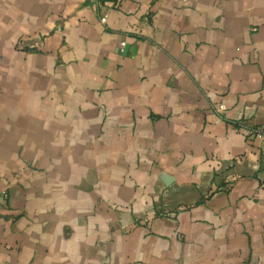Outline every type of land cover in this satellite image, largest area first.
Returning <instances> with one entry per match:
<instances>
[{
    "label": "crops",
    "instance_id": "0c3cea01",
    "mask_svg": "<svg viewBox=\"0 0 264 264\" xmlns=\"http://www.w3.org/2000/svg\"><path fill=\"white\" fill-rule=\"evenodd\" d=\"M258 128L264 0H0V264H264Z\"/></svg>",
    "mask_w": 264,
    "mask_h": 264
},
{
    "label": "built area",
    "instance_id": "2783aa9c",
    "mask_svg": "<svg viewBox=\"0 0 264 264\" xmlns=\"http://www.w3.org/2000/svg\"><path fill=\"white\" fill-rule=\"evenodd\" d=\"M93 2H94V4H99V0H93ZM124 45L125 44H123V46ZM217 109H218V112H222V110L224 109V107L223 106H220ZM253 137L256 140H259V141L264 142V128L255 129L254 132H253Z\"/></svg>",
    "mask_w": 264,
    "mask_h": 264
}]
</instances>
